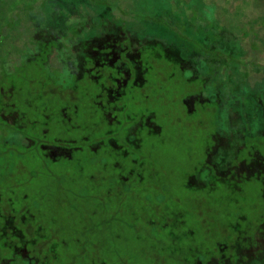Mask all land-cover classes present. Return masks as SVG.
<instances>
[{"label": "rangeland", "instance_id": "obj_1", "mask_svg": "<svg viewBox=\"0 0 264 264\" xmlns=\"http://www.w3.org/2000/svg\"><path fill=\"white\" fill-rule=\"evenodd\" d=\"M114 1L118 5L126 0ZM246 15L245 21L252 18L248 9ZM23 29L15 42L18 53L29 37ZM40 30L35 28L36 36ZM55 40L63 42L62 35ZM104 44L97 41V46ZM144 45L155 53L143 50L140 56L151 68L136 85L131 76L113 102L108 94L117 89L113 77L101 69L98 76L88 73L89 63L73 79L49 72L44 46V53L35 50L30 60H18L22 65L10 78L16 89L8 103H17L20 110L31 107L26 108L27 122L23 115L22 130L34 127L36 144L59 147L60 152L68 145L70 155L52 163L36 145L17 147L8 155L0 148V255L21 248L18 236L5 225L6 217L14 230L31 234L35 244L24 250L29 258L40 256V264H156L179 248L192 262L199 253H211L215 242L229 243L235 237L234 223L239 221L240 231L250 226L253 234V226L264 219L263 212L253 210L262 204L259 183L209 179L200 186L205 176L192 178L214 160L222 165L218 173L229 170L222 149L229 147L227 142L229 149L240 146L223 132L207 159L216 121L227 128L225 106L219 109L212 100L201 103L196 98L200 83L187 81L189 74L178 66L189 70V57L164 43ZM192 64L200 69L202 61L193 57ZM25 88L33 97H27ZM102 221L109 226H101L100 232ZM110 248L120 250V256L110 255Z\"/></svg>", "mask_w": 264, "mask_h": 264}, {"label": "trees", "instance_id": "obj_2", "mask_svg": "<svg viewBox=\"0 0 264 264\" xmlns=\"http://www.w3.org/2000/svg\"><path fill=\"white\" fill-rule=\"evenodd\" d=\"M115 2L117 1L0 0V107L2 106V110L10 112L16 107L17 111L25 115V121L28 120L26 108H31L30 106L26 105L25 110H20L17 103L9 104L8 101L15 94L16 87L10 78L17 75L16 71L20 66L18 60L29 59L31 45H35L34 51L36 50L37 53L45 51L43 46L45 47L46 42L38 37L36 39L32 28H70L73 36L78 35L73 28H86L82 39L87 43L103 40L106 44L102 46L101 51H112L111 59L114 53H117V61L114 64L105 62L97 66V74L100 72L98 69L110 73L118 89H122L123 84L126 85L131 76L132 85L140 83L151 68L152 65L142 63L140 60L143 50H146L150 56H155L153 48L148 46L142 48V45L145 46L144 42L152 41L173 46L182 55L189 57L191 64L193 57L202 61L200 69H197L195 64H190L188 70L183 69L173 59L162 55L189 74L187 81L193 83V80H197L200 83V96L196 98L201 103L212 100L219 109L225 106L227 111V128L222 129L218 124L219 121H216L215 125L218 129L213 137L214 141L208 151L207 159L217 146L216 136H221L223 132L227 134L231 143L240 146L229 149L231 144L227 142L229 147L224 146L227 149H222L225 152V161L230 166L229 170L218 173L222 165L214 160L213 163L206 162L192 178L197 179L198 175L203 174L205 178L203 184L198 183L200 186H206V181L208 182L209 179L221 183L245 179L247 183H253V186L259 183L262 187L260 192L262 204L254 206L253 210L264 214V0H126L118 2V5ZM239 6L244 8L242 13L241 9L239 12ZM247 9L252 18L245 21ZM118 11L122 15H118ZM21 28H24L23 32L26 31L24 33L29 37L18 53L19 47L15 42L21 35ZM132 39H136L134 43ZM115 48L118 50L115 51ZM14 54L20 58L14 57ZM86 63H89V60H85V67ZM90 65L89 69H93L94 67ZM87 72L93 71L87 69ZM116 74H120L119 79L115 77ZM124 74L128 75V78H124ZM73 78L77 77L73 76ZM124 80L126 82L122 83ZM25 89L27 97H33V91L31 93L27 88ZM112 93L108 92L110 102L113 99ZM205 94L206 98L203 96ZM232 115L236 117L232 118ZM18 131L0 117V148L3 146L1 154L8 155L17 152V147L20 149L23 145L26 147L23 143L21 145L17 142L12 143L9 138L14 139L22 134L34 141L37 136H33L28 129ZM45 131L43 130V134ZM128 133L130 134V131ZM129 140L135 141L130 135ZM36 147L39 149V145ZM257 164L260 165L258 168L255 167ZM237 166L243 168L236 170ZM243 174L246 175L245 178ZM243 219L245 221V217L239 218L240 221ZM99 225L98 231L101 226L102 229L109 226L105 221ZM6 227L12 228L15 237L18 236L21 248H15L14 254L0 255V264H40V256L31 254L29 258L30 253L26 252L25 247L28 244H35L31 234L28 237L23 236L16 229L14 230L10 222ZM249 227L240 231L239 221L234 223L231 229L235 237L230 239L229 243L215 242L211 253H199L192 262L189 260L190 257L179 248L180 250L175 249V252L167 253L163 260L156 261V264H264V219L260 218L253 226V234H249L252 229ZM221 231L227 234V231ZM1 238L3 239L4 235L0 236V241ZM126 241L127 239L123 238V242ZM158 245L160 249L164 248ZM119 251L107 249L112 256L119 257ZM18 252H21V255H18L20 254ZM18 258L22 259V262L17 260ZM121 264L128 263L123 260Z\"/></svg>", "mask_w": 264, "mask_h": 264}, {"label": "flooded vegetation", "instance_id": "obj_3", "mask_svg": "<svg viewBox=\"0 0 264 264\" xmlns=\"http://www.w3.org/2000/svg\"><path fill=\"white\" fill-rule=\"evenodd\" d=\"M35 32V28H32ZM39 35H34V37L37 39V37L47 38V40H44L46 43L45 47L48 48L45 50L46 55L44 58V66L48 67L49 72L51 74L59 75L60 77H64V75L71 76H78L85 70V60H89V63L94 67L93 69H88V71H93L95 73V76H97V66H100L104 64L105 62H111L115 63L117 61V58L111 59L110 55L113 54L112 51H105L102 52L101 46H97V40L94 42L87 43L83 37V33H85L86 28H73L75 31H77L78 35L73 36L71 35L72 30L70 28H40ZM97 29V28H96ZM74 31V32H75ZM62 39L63 42H58L56 39ZM97 38V37H95ZM35 46V45H34ZM31 45L32 50L30 51L31 55L33 56L34 53V47ZM38 46V43H37ZM110 47V45H108ZM37 53V52H36ZM30 60V58H29ZM78 64V66H76ZM21 66V65H20ZM19 67V66H18ZM92 72V73H93ZM74 79V78H73ZM95 80L96 78L93 77ZM64 84H67L64 82ZM125 84H123L124 86ZM123 93L121 89H116L114 93H112L111 101L113 102L115 99H118L119 95ZM18 107V106H17ZM19 109V108H18ZM0 117L3 119L4 122L8 123L9 125L14 126L18 132H22V123H23V115L22 113L17 111V108L14 107L13 111L10 112H4L2 110V106L0 107ZM27 122V120H26ZM31 134L34 136L36 135V129L34 127L30 128ZM46 133V132H45ZM44 136V135H43ZM24 139V140H23ZM9 140L14 142H17L21 145V143L33 147L39 145V150L41 153H43V157H46V159L50 158V161L52 163L57 162L60 158L66 159L69 155V146L65 145L67 150L62 149L60 152L59 147L54 146H46L42 143H37L33 141L30 137L24 136L20 134L18 137H14V139L9 138ZM50 149H53L54 151H49ZM5 225L8 226L9 219L6 217L5 219Z\"/></svg>", "mask_w": 264, "mask_h": 264}]
</instances>
